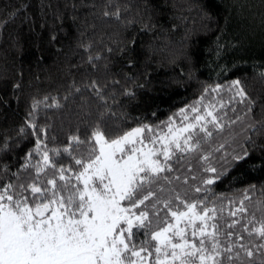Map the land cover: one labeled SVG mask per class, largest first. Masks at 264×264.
Returning <instances> with one entry per match:
<instances>
[{"label": "trees", "instance_id": "trees-1", "mask_svg": "<svg viewBox=\"0 0 264 264\" xmlns=\"http://www.w3.org/2000/svg\"><path fill=\"white\" fill-rule=\"evenodd\" d=\"M209 104L223 127L175 153L159 194L238 220L232 264H264V238L249 235L264 220V0H0V186L25 175L28 153L39 161L37 139L75 171L72 136L162 135L186 122L182 109ZM241 201L247 211L230 216Z\"/></svg>", "mask_w": 264, "mask_h": 264}, {"label": "snow or ice", "instance_id": "snow-or-ice-1", "mask_svg": "<svg viewBox=\"0 0 264 264\" xmlns=\"http://www.w3.org/2000/svg\"><path fill=\"white\" fill-rule=\"evenodd\" d=\"M237 95L244 97L242 88H237ZM191 111L200 109L194 106ZM181 113L188 121L186 110ZM214 113L215 106L209 104L193 122L179 128L169 124L162 135L149 125L115 137L100 127L85 139L74 135L64 151L71 155L82 149L72 157L75 171L58 166L47 145L37 139L33 151L39 161L31 163L33 153H28L25 175L15 173L16 182L0 186V264H232L237 245L230 240V230L239 221L221 225L216 207L186 201L179 193L161 198L164 189L158 187L161 179L171 184L162 174L172 171L169 161L176 152L195 151L200 133L212 136L208 124L223 127ZM51 151L60 155L59 149ZM246 211L241 201L229 215ZM258 223L249 235L264 238V220ZM246 254L253 255L247 249Z\"/></svg>", "mask_w": 264, "mask_h": 264}, {"label": "rangeland", "instance_id": "rangeland-1", "mask_svg": "<svg viewBox=\"0 0 264 264\" xmlns=\"http://www.w3.org/2000/svg\"><path fill=\"white\" fill-rule=\"evenodd\" d=\"M207 110H208V106L206 107L205 110H203V111L200 110L199 113L189 112V113L187 114L188 117H189V120L186 121L184 124L189 123V122H193V117H194L195 115L204 114ZM209 119H210V118H209ZM181 126H183V124H182V125H179L178 127H175V125H174L173 127H174V128H179V127H181ZM157 147H159V144H157Z\"/></svg>", "mask_w": 264, "mask_h": 264}]
</instances>
